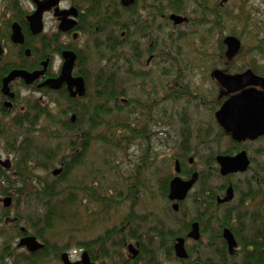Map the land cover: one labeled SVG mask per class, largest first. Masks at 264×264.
I'll use <instances>...</instances> for the list:
<instances>
[{"label":"trees","instance_id":"16d2710c","mask_svg":"<svg viewBox=\"0 0 264 264\" xmlns=\"http://www.w3.org/2000/svg\"><path fill=\"white\" fill-rule=\"evenodd\" d=\"M192 2L196 7H199V12L202 13L203 25L207 27L208 16L210 17L212 14L216 18L213 23L217 25V22H220L219 18L221 17L218 16L219 14L216 15L214 11L209 12L206 6L207 0H192ZM105 3L108 6L110 4L106 0ZM176 7H174L173 11L186 13L184 7ZM134 10L135 8L128 11L122 10V16L128 15L132 20L134 18ZM196 12L197 9L193 14ZM110 15L109 8H106V21H102L100 24L99 32L106 35L104 43L107 46L103 44V47H97L98 52L102 55L98 54L97 58L99 62L105 61L106 51L104 52V49L103 52L101 51L102 48H105V50L111 51L109 58H114V62H110L108 67L100 64L95 78L90 79L88 73L84 75L88 83V94L85 98L71 99L66 93H62L63 95L60 98L68 103L69 109L58 110L57 97H54L52 92L47 90L46 92H41L43 98L27 99V106L34 112L28 110L22 121L13 120L12 123L4 125L0 123V144H5L4 149H7L16 159L11 170L5 171L0 167V197L11 196L16 209V216L12 222L8 221L7 218V220L5 219L6 221H1V223H5V226L0 228V235L7 236L8 233L4 231L11 226L12 234L15 235L16 232L17 236L22 237L21 229L24 227L29 235L35 236L45 244V247L36 253L26 251L24 254L15 255L14 249L7 238L4 244L1 245L0 264H47L46 261H48L50 254H54L55 260L60 262L62 251L69 248L72 239L69 237L67 246L58 251L55 242V238L58 235L68 234L69 232V236H74L77 233V229L80 228L77 224L82 222L83 218L97 217L100 222L111 218L112 215L123 209H127V213H125L127 216L123 219L124 221H121L122 227L128 225L129 228L119 231L117 235L123 234V238L119 242L111 244L113 249L117 248L113 247L114 244H119L121 247L125 244L124 238L131 236L136 241L139 240L141 245L140 259L136 260L135 263L160 264L157 258L162 253L166 254L171 261L176 260L172 243L179 235L176 229L173 228L174 225L178 226L177 221L174 220L171 224L170 222L159 221L154 225H150L146 219L147 215L142 216L136 213L140 198L144 194L148 195L152 181L158 175L160 168H152L150 176L146 173L150 170L145 163L132 166L131 170L135 169L134 174L133 172L120 170L119 166L123 160L119 161V153L125 151L130 145L138 144L141 147L142 142L149 140L150 128L153 129L157 126L170 127L174 126L176 122L178 125H184L186 129H182V139L179 146L181 153L171 158L172 163H176V161L184 162L191 153L194 142L197 143V147L207 148L206 146H208V149L212 150L216 141L220 145L222 142L219 139H228L232 145L229 150L222 152L220 149V151L215 152L214 157L210 158L211 161L209 162L215 165L218 155L233 156L237 151L240 152L238 149H241V146L233 142L219 126L215 134L212 131H208L205 136L196 133L197 137H193L190 131L192 127L185 126L188 123L186 121L187 115L185 114L186 110L189 109L188 106H191V102L184 103L183 108L178 110V105L181 101L193 100L191 98L192 94H190L193 81L189 79V75L186 76V79H189L188 81H178L181 80L180 75L183 78V69L188 74L197 71L199 68L197 61L201 62L200 59L203 60L205 52V58H209L207 49L210 50L209 38L213 32H207L204 26V33H201V28L198 32L193 31L191 35L196 39L195 51H197H190L187 55L188 57L183 60L181 47L179 45L175 47L174 45L185 39V36L174 37L170 34L168 39H162L160 33H154L153 27L143 24L141 21L139 22V33L142 34V37H150L149 39L151 40H148L153 41V47H150V49V43L145 44L146 50L149 49L153 53L155 52L160 58L159 66L161 68L159 72H156L158 75L157 79L163 84L165 94L167 93L169 96L159 98L156 97L158 95H154L152 91L148 90L152 83V77L149 76L151 74L133 72L132 70V59H129V57L137 59L134 64L136 62L142 63V58L144 57H142V50H136L135 44L133 43L132 45L129 42L130 28H127L125 39L127 38L128 40H123L125 44L123 48L130 45L131 53L128 50L118 54L117 50L123 44H116V37L109 39L112 34L110 26L114 24L109 22L111 19V17L109 18ZM125 21L123 20V22ZM190 23H192L191 19L189 24L185 26L191 25ZM122 28L123 30L126 29L124 25ZM113 35L117 36L114 33ZM217 47L220 60L214 63L215 69L221 65L226 73L236 74L245 71L244 68L238 69L234 67V61L244 53L243 47L240 54L232 62L228 61L225 54H223V48H225L223 41H219ZM104 53L106 56H103ZM168 56L171 61H169ZM163 58H165V63L163 61L160 64ZM174 60H177L178 63L174 62ZM116 61L117 64L115 63ZM115 67L117 68L114 70ZM177 67H182V70L179 71ZM247 69H251L255 74L264 77V69L256 67L253 62L247 64ZM174 71L179 72H177L179 79H173V76H171ZM123 72L128 79L121 78V73ZM133 80L141 86V89H144L139 97L132 95L134 92H131L130 87L127 89V86L129 83L131 85ZM173 82L176 83L171 85ZM181 82L184 85L180 84ZM151 87L156 93H159V82H154ZM126 97H129V99H125ZM45 98L51 100V103L55 105L56 110L60 114L59 117L52 118L53 110L50 109L47 101L46 103L43 101ZM168 99L171 100L170 106L166 102ZM222 102L223 100L217 96L213 112L222 105ZM203 105H206V103H203ZM31 113L34 114L31 115ZM67 114L76 115V121L72 123L71 120H64L63 118ZM181 114L184 115V119H182ZM41 117L45 118L49 123L53 122L54 129L59 130L50 133L46 143H41V141L35 143V135L30 132V129L38 124ZM195 123H198V126L200 124L199 121ZM42 129L44 131L54 130L51 129L50 125H47L46 129L42 126ZM92 147L105 148L107 150L106 154L108 153L111 156L113 154V158L105 155L102 162H97L102 165V169L100 166L96 167V163L89 164L88 162V153ZM232 147L233 149H231ZM261 165L258 162H254L248 173L245 174L243 178L245 180L242 179L245 182H241V179L234 182L237 194L236 206H227L222 214L208 218L209 222L211 220L216 221L214 232L210 234V231H207V226H204L203 233L211 237L210 243L214 242L207 249L213 250L215 257H217V262L220 264H264V165ZM82 166L88 168L89 171H87L85 177L83 176V180L80 181L76 177L71 179L72 173L75 170L79 172ZM57 167L62 169V173L53 180L38 174L42 172L48 175L47 173L55 171ZM104 167H108V169L105 171ZM107 172L112 173L109 179V173ZM142 175L143 177L141 178ZM174 176H176L175 173ZM53 177L55 176L53 175ZM173 177H168L166 181L160 184L164 197L168 194L169 184ZM208 177L200 173L202 188L205 186L204 180L208 179ZM64 181L66 183L65 187L61 185ZM201 191L207 198L206 191H203V189ZM212 200V202H215L214 198ZM202 201H204V198ZM22 208L25 209L24 212L21 211ZM169 211L168 216L170 215ZM201 216L205 217L206 214L203 212ZM225 228H229L234 233L239 243L240 251L233 258L229 257L222 237ZM131 229H136V233ZM166 230H169L168 234ZM159 235H165L169 239L170 245L165 249L162 246L161 248L156 247L154 252L151 253L153 248L149 247L147 249L145 245H148V243L144 244L146 238ZM111 236L112 234L109 232L105 235L107 238ZM100 242L101 240L98 239L95 244H98L102 249L103 259L114 261L112 254H109L108 250ZM240 257L241 263H238L236 258ZM144 258L147 259L145 260ZM203 263L212 264L209 258L204 259Z\"/></svg>","mask_w":264,"mask_h":264},{"label":"rangeland","instance_id":"374dc122","mask_svg":"<svg viewBox=\"0 0 264 264\" xmlns=\"http://www.w3.org/2000/svg\"><path fill=\"white\" fill-rule=\"evenodd\" d=\"M106 2H112L114 3L115 0H106ZM156 3L163 4L165 6H168L169 4V13H173L174 7L176 6H182L185 8L186 13H180L182 16H188L191 20L192 23L191 25L185 26V27H174L172 24L168 26L166 23L160 22L159 18H154V30L155 33H160V37L162 39H168L169 35L172 34V36H185V39L180 40L179 42L175 43V47L179 45L181 47V55L182 59L184 60L185 57L187 58L189 52H196V39L194 36L191 34L194 32H198V30L201 28V33L203 32V26L204 29L209 32L212 31L213 33L210 36V42H209V47L210 50L207 49V55L209 58H205V54H203V60L200 59L201 62L197 61L198 64V69L192 74H188L187 72L182 71V76L180 75L181 80L178 81H188L191 79L193 81V86L191 87L190 94L191 98L193 100H185V102H180L178 105V110L183 108V104L186 102H191V106L186 110L187 119L186 121L188 122L185 126H190L191 128V133L193 137H197L196 133L203 134L204 136L207 134L208 131H212L214 134L218 130V125L216 123L215 119V113L218 109L214 110V103L216 100V97L219 94V87L216 84L214 80L211 79L210 73L214 67V63L220 60L218 58V47L217 43L219 41H223L226 37L228 36H234L239 38L242 41V47L244 48L243 54L239 56L234 61V67L235 68H244L245 70L247 69V64L253 62L256 67H260L261 69H264V0H229L224 7H221V0H207L206 6L208 7L209 12L211 13L212 11L216 12L215 14L220 16V22H217V25L214 24L213 22L216 21L215 15L212 14V16H208V25H203V19L201 17L202 13L199 12V7H196V5L192 2V0H142L139 3V13H141V7L144 6L145 8L152 7L155 8ZM177 8V7H176ZM197 9V12L195 10ZM148 13H153V11L148 12L146 9H142V16L146 17ZM214 15V16H213ZM122 19L125 21L126 20V15L122 16ZM122 20V21H123ZM48 29L49 31H52L55 29V21L53 20L52 17L48 18ZM162 23V24H161ZM221 23V24H220ZM220 24V26H219ZM199 25V26H198ZM162 26V29L160 28ZM209 37V36H208ZM92 38V37H91ZM86 38L84 37L81 42H83ZM170 44V43H168ZM144 45V43L142 44ZM91 46L90 52L87 53V69H88V74L91 78L96 77V72L100 68V64L103 66L108 67L109 63L114 62V58H109L111 56V51L106 50V58L105 61L99 62L97 56L95 55V51L92 50ZM208 47V48H209ZM128 48V47H125ZM143 49H145L144 46H142ZM223 54L226 52V48H223ZM198 54V53H197ZM211 55V56H210ZM129 59H132V70L133 72L137 71H143L145 74L150 72V68H147L146 70V60L147 57L142 58V63L139 64H134L135 60L129 57ZM169 61H171V58L168 56ZM163 60L161 59L160 64H162ZM174 62L178 63L177 60H174ZM117 64V61L115 62ZM62 66V59L60 57H57L55 59L54 65H53V70L56 72L59 68ZM152 67V73H150L152 77V83L151 86L154 82H159V93H156L152 87L150 86L148 90L152 91L154 95H158L156 97H168L169 95L166 93L165 94V89H163V84L157 79L158 75L156 72H159L161 66H159V63L154 64L153 62L151 63ZM117 67L114 68V70ZM218 69L223 70L222 66H218ZM177 69L180 71L182 70V67ZM108 71V70H105ZM118 72V70H116ZM178 71L172 72L171 76L174 78H178ZM121 78L128 79L127 76H125V73H121ZM189 75V79H186V76ZM140 82V81H139ZM176 83V82H175ZM173 82L174 85L175 84ZM19 84V83H18ZM16 85L15 90L19 89L21 90V95L23 97L31 98L32 100L41 98L43 95L38 92H33L26 90L25 88L20 87V85ZM183 84L184 83H180ZM192 84V82H191ZM130 87L131 92L133 96L139 97L141 94V91H144V89H141V86L133 80L131 82V85L127 86ZM42 95V96H41ZM131 95V96H132ZM125 99H129V97H126ZM203 99L202 101H200ZM45 103L47 101L49 107L52 112V118L54 117H59V113L56 110V107L53 103H51V100L48 98H45L43 100ZM169 106L171 104V100L166 101ZM196 102V103H195ZM23 103H25L23 101ZM166 103V104H167ZM203 103H206V105H203ZM199 104V105H197ZM28 103L26 101L25 106H26V111L30 110L31 112H34V110H31L28 106ZM202 105V106H201ZM57 106L58 110H67L69 109V105L67 102H64L60 97H57ZM210 110V111H209ZM25 111V112H26ZM18 112V111H16ZM58 113V114H57ZM73 114H67L63 119L64 120H71ZM182 115V114H181ZM182 119H184V115H182ZM199 121V126L197 125ZM53 123V122H52ZM52 123H49L46 121L45 118L41 117L38 124L30 129V132L35 135V143H46L47 139H49L50 136H48L50 133L56 132L59 129H54V126ZM50 125L51 129L54 130H43L42 126L45 127ZM175 127V128H174ZM58 128V127H57ZM150 134H149V140L146 142H142L141 147L136 144V145H130L128 148H126L125 151H121L119 153V161L121 162L119 169L123 171H128V172H135V169H132V166H135L136 164H142L145 163L147 167H149L150 171H147L148 175H151V170L152 168L159 167V172L158 175L153 179L152 181V186H150V191L147 194H144L143 197L140 198V201L137 205L136 208V213L141 214L142 216L147 215L146 219L148 224L154 225L159 221L165 220L164 223H173V221L178 222V218L180 217L181 220L184 222V218L179 215L177 216L176 214L170 213L168 216V211L171 210V205L168 203V200L166 196L164 197L162 194V188H161V183L163 181H166L168 177H173L175 173V162L172 163L171 158L175 155H178L181 153L179 150V146L181 144V139H182V129H186L184 125H178L176 122L174 126H162V127H155V128H150ZM176 129V130H175ZM25 132V131H23ZM213 134V135H214ZM215 136V135H214ZM43 138V139H41ZM221 140V144L219 145L217 141L214 143V146L212 147V150L207 148H202V147H197V143H193V147L191 148V153L187 157V159L184 162H181L183 172L179 175L183 179H187L188 177H191V174H188V171L191 170V173L198 172L203 173L205 176H209V185L213 187H220L221 184L229 183L231 180L234 183L238 179H241L240 181L242 182L245 175H238L234 177V179L228 178L225 180V177H223L220 172L219 168L215 164H211L210 158L214 157L215 152L220 151V149L223 151L229 150V147L232 145L228 141V139H219ZM49 142V141H48ZM205 146V145H204ZM5 144H0V159L2 161H5L9 159L12 162V165L15 163V158L13 155L9 153V151L4 149ZM234 147V146H233ZM233 147L231 149H233ZM243 148H239L238 150L241 151L242 149L246 150L247 153L249 154L250 157L256 158L257 162L259 164L264 165V138H261L260 140L254 142V143H246L242 145ZM106 149H100L97 147H92L88 153V162L89 164L96 163V167H101L102 165L97 162H102V159L105 157H112L108 153L106 154ZM237 151V150H236ZM202 152V153H201ZM238 152V151H237ZM200 153V154H198ZM217 155V154H216ZM59 157V156H58ZM201 157V158H200ZM60 158V157H59ZM143 158V161H142ZM188 159H193L194 162L192 164L189 163ZM87 160V159H86ZM55 164H57L55 162ZM261 165V166H262ZM2 167V166H1ZM14 167V166H12ZM5 171L4 167H2ZM60 167H57L59 169ZM105 171L108 169V167L103 168ZM88 168L85 166H82L80 168V171L78 172L75 170L72 175L71 179L76 177L78 180L82 181L83 176L85 177L87 174ZM53 172V171H52ZM51 173H47L48 175H45L42 172H39L38 174L47 177L51 180H53L56 177H53ZM89 172V171H88ZM109 173V172H107ZM112 173L108 174V179L111 177ZM250 175V174H249ZM248 175V176H249ZM143 175L141 176V178ZM175 177V176H174ZM224 178V179H223ZM243 179V180H242ZM68 181V179H67ZM245 182V181H243ZM62 186H66L65 181ZM201 187V186H200ZM198 189V186L196 190ZM6 197H0V228L5 226V223H1L6 221L12 222L13 219L16 216V209L14 208V201L12 205L9 208L4 207V199ZM11 197V196H10ZM189 207L192 209V205L189 202ZM24 208L21 209L22 212H24ZM82 213H84L81 210ZM96 212V211H95ZM127 213V209L120 210V212H116L115 215H112L111 218H108L107 220H102L99 222L97 217H92V218H83L82 222H79L77 225L80 227L77 229V233H75L74 236H69L68 234H61L60 236L58 235L55 238V242L57 245L58 251H61L65 246H67L68 238L70 237L72 239L71 244L68 249L65 251H62V253H69L70 259L72 261H78L81 259V255L84 251L89 252L90 255L94 258L96 256V260L94 262H97L98 264H123L125 260L128 259L129 253L127 251V248L125 247L127 244L133 243L134 241L136 242L135 239H133L131 236H126L124 238L125 244L120 247V245L114 244L113 247L117 248H112L111 244L112 243H117L120 241L121 238H123V234H119V231H123V229H128L129 226L125 225V227H122L123 224L121 221L127 216L125 215ZM190 215H192L189 212ZM6 215V216H5ZM158 215H161L162 218H160ZM7 218V219H6ZM4 219V220H3ZM6 219V220H5ZM11 219V220H10ZM164 219V220H162ZM124 221V220H123ZM174 227H177L174 225ZM9 228V227H8ZM11 226L9 229H6L4 232L8 233L7 236L0 235V249L1 245L4 244L6 239L8 238L9 243L11 244L12 248L14 249V254L19 255V254H24L26 251L24 249L18 248V243L20 241V237L17 236L16 232L15 235L12 234L11 231ZM136 233V229H131ZM111 233L112 236L110 238L105 237L107 233ZM98 239L101 240L100 244L108 250V253L112 254L114 261L111 259H103V253L101 252L102 249L98 246L97 243ZM139 241V240H138ZM95 244V245H94ZM148 249V245L146 247ZM61 253V254H62ZM145 260L147 258H144ZM12 260V259H10ZM236 261L238 263H241V257L236 258ZM10 262V261H9ZM114 262V263H113ZM172 262V261H171ZM47 264H61L59 261L55 260L54 254H50L48 261H46ZM166 264H178L176 261H173L172 263L167 262ZM190 264V263H188Z\"/></svg>","mask_w":264,"mask_h":264},{"label":"flooded vegetation","instance_id":"af4514ba","mask_svg":"<svg viewBox=\"0 0 264 264\" xmlns=\"http://www.w3.org/2000/svg\"><path fill=\"white\" fill-rule=\"evenodd\" d=\"M52 1H55V4ZM133 1L134 2L131 6L125 7L123 5V0H115L114 3L110 2L109 6L106 5L105 0H0V44L4 50L3 54H1L0 56V123L1 125L12 123L13 120L22 121L24 119L23 117L27 115L28 110L26 111V106H25L27 98L21 95V90L19 89L15 90V87L18 83L20 87L25 88L26 90H29V91H33V92L41 93V92H46L47 90L51 91L54 97H62L63 95L62 93H66L68 97L71 99H83L87 96L88 83L84 77V75L88 73L87 63H86V59L88 56L87 53L90 52L89 48L93 46L92 50L95 51V55L97 57H98V54L102 56L101 53L98 52L97 47L98 46L103 47V44L107 46V44L104 43L106 35L99 32L100 24L102 23V21H106V16H105L106 8H109V12L111 13V15L109 16V18L111 17L109 21L110 24L114 23L110 26V29L112 30V34L109 36V39L110 38L113 39L114 37H116V41L118 42V43L116 42V44H123L122 46L121 45L119 46L117 50L118 54H120L121 52L122 53L127 52L128 50H130V53H131L130 45L128 48H125L127 46L123 48V46L125 45L123 40L125 39L127 28L129 27L130 28L129 42H131L132 45L133 43L135 44L134 46H136V50H139V49L142 50V53H143L142 57H147L146 70L147 68H150L149 73H152L151 72L152 67H150L151 63L152 62L154 64L155 62L159 63L160 58H159V55H157L155 52L153 53L152 51L149 50L150 47L151 48L153 47V41H149L151 40L149 39L150 37L144 38L142 37V34L139 33L138 31L140 27L139 22L141 21L143 24H146L154 28L153 20L154 18H159V20H161L160 22L166 23L168 24V26L172 24L174 27L178 28V27H185V25L189 24L190 19L188 18V16H182L180 15V13L175 12V11H171L173 13L167 14L170 10L169 9L170 4L168 6H165L163 4L156 3L155 5H153L155 6V8H152V7L145 8L144 6H142L141 13H139L138 6L142 0H133ZM225 5L226 3L223 5L222 0H221V6L224 7ZM133 8H135V10L133 11L134 18L131 20V18L127 15L126 21L123 22L122 21V14H123L122 10L128 11ZM42 9H45V10L41 12ZM142 9L143 10L146 9L148 12L153 11V13H148L146 17H143ZM40 12H41V15H39ZM172 15L187 17L188 22L181 24V25H176L171 20ZM49 17H52L53 20L55 21L56 27L52 31H49L48 29L47 21ZM123 25L126 28L124 30L122 28ZM160 28L162 29V26H160ZM15 29L19 30L20 35L22 36V41H23L22 43H17L14 41ZM113 33L117 36H114ZM84 37L86 39L83 42H81ZM127 40L128 39L126 38L125 41ZM143 43L144 45H142ZM146 43H150L151 45V46L149 45L148 50H146V47H145ZM142 46H144L145 49H143ZM95 47H96V50H95ZM103 49L105 52L106 51L105 48H102L101 51L103 52ZM64 53H72L76 57V61H75L73 72H72V77L82 78L84 80L85 87H86V94L83 97H76V98L71 97L70 91L68 90V85L66 83L63 84L60 90H52L49 87H41V85L45 81L49 79H58L60 77L63 71L64 64H65ZM103 56H106L105 53ZM57 57H60L62 59V66L55 72L53 70V65ZM134 60L136 61L137 59L134 58ZM162 60L165 63V58H163ZM166 61H167V57H166ZM136 63L139 64L138 62ZM44 70H45V75L41 76L34 83L27 84L24 79L16 78L8 86L9 94L7 95L3 92L4 80L8 78L12 72L35 73V72H43ZM137 72H140V71H137ZM141 73H144V72L141 71ZM219 92H220V87H219ZM11 95H13V97ZM226 99H227L226 97L221 99L223 100L222 104L226 101ZM23 101L25 103H23ZM33 114L34 113H31V115ZM73 116L76 117V115L74 114L72 115V117ZM72 117H71V122H72ZM228 137L231 139L230 136ZM254 142L246 141L243 143H237V142L235 143L240 145L241 148H243L242 147L243 144L254 143ZM243 151L247 153L246 150L242 149L240 152H237L233 156H236L237 154ZM247 155H248V158L250 159V166L248 170L245 173L229 175L225 177V180L228 178L234 179V177L238 175L241 176V175H245L246 173H248L252 164H254V162H257V159L250 157L248 153ZM219 156L221 155H218L216 157V165L218 166L219 172H220V167L217 163V158ZM7 161H10V160L7 159L5 161H2L0 159V167L1 166L3 167L2 163L3 162L5 163ZM188 161L190 164L194 162L193 159H188ZM10 163H11V168L7 170L12 169V166H13L12 162L10 161ZM182 170L183 168L180 163V173L177 174L176 173V163H175L176 176L173 177V179H175L176 177H180L179 175L181 174ZM55 171H53V175ZM188 174H191V177H188L187 179H183L181 177L180 178L183 181L188 182L192 179L194 174H198V179L184 200L171 201L169 199L170 185L173 179L170 181L168 194L166 195L168 203H170L171 205V208H170L171 211H169V213L172 212L173 214H176L177 216L181 215L184 218V222H183L181 218L179 217L178 222H177L178 226L173 227L174 229H176L177 233H179V235L173 240V243H172L173 250H174V257L176 259L173 261H176L178 264H188V263L204 264L203 260L209 258L212 264H220L217 262V257H215V253L213 252V250L210 251L207 249V247H209L210 245L212 246L214 242L210 243L211 237L203 233V231H204V226L206 225L207 231H210V234L213 233L216 228V221L211 220L209 222L208 218L212 216L215 217L217 214H222V212H224L227 206H230V207L236 206L237 194H236V190L234 187V183L231 180L228 184L223 183L220 185V187H213L209 185V180L205 179L204 180L205 186L202 188L200 187L201 186L200 174L198 172L191 173V170L188 171ZM197 186H198V189L196 190ZM230 188H232L234 191V198L230 202H227V203L220 202V200L225 199L227 191ZM202 189L203 191H206V194L208 195L207 198L204 196V194H202V191H201ZM7 198H11V197L8 196ZM203 198H204V201H202ZM212 198L215 199V202H212L213 201ZM189 202L192 205V209H190L189 207ZM175 204L179 206V209L177 211H175L173 208ZM189 212L192 215H190ZM203 212L206 214L205 217L201 216ZM158 216L162 218L161 215H158ZM195 224H197L199 227V232H200L199 240H195L190 237V234L192 233V230H193V226ZM23 229L25 231H23ZM226 229L230 230L229 228H225L223 230L222 237L226 244L227 253L229 257L233 258V256H235L236 253L240 251V247H239V243L234 233L230 230L238 243V247L234 254L231 255L229 253L228 244L225 241L224 236H223L224 231ZM168 231L169 230H166L167 234H168ZM21 233L23 236L20 237V241L25 237L32 236L28 234L26 228L24 227L21 229ZM32 237H35V236H32ZM178 239H184L185 241L184 245H185V249L188 255V258L186 259H180L176 256L175 246L178 244L177 242ZM19 243H18V248H20ZM147 243H148V248L149 247L153 248L151 253L154 252L156 247L161 248L162 246V248L165 249L170 245V241L169 239H167L165 235L163 236L159 235L157 237L151 236L150 238L148 237L146 238V242L144 244H147ZM130 245H134L136 249L139 251V254L136 257H133V254L130 253L129 251ZM126 248L129 253V257L127 261L123 262V264H126V263L138 264L137 262L135 263V261L140 259V254H141V245L139 241H136V242L134 241V244L133 243L127 244ZM20 249H24L25 251H27L25 248H20ZM85 252L87 251H84L82 253L80 260L72 261L70 259L71 262L75 263V262L81 261L82 256ZM63 254L69 255V253L67 252L61 254V257H60L61 264H63L62 262ZM89 257L92 263L98 264L97 262H94L95 256L93 258L92 255L89 254ZM69 258H70V255H69ZM157 260L160 264H166L167 262H170V263L173 262V261L171 262V260L166 256V254H163V253L159 254Z\"/></svg>","mask_w":264,"mask_h":264},{"label":"water","instance_id":"95a60500","mask_svg":"<svg viewBox=\"0 0 264 264\" xmlns=\"http://www.w3.org/2000/svg\"><path fill=\"white\" fill-rule=\"evenodd\" d=\"M229 0H222L224 5ZM55 4V1H52ZM133 0H123V5L129 7L133 4ZM45 9H42L43 12ZM41 12L39 15H41ZM171 20L176 25H181L188 22L187 17L172 15ZM34 21V20H33ZM41 21V20H40ZM35 22V21H34ZM36 23V22H35ZM14 41L22 43V36L19 30L15 29ZM226 47L225 57L228 61H233L242 49V41L234 36H228L223 41ZM4 50L0 44V56ZM65 64L62 74L58 79H49L45 81L41 87H49L52 90H60L64 83L68 85L70 96L73 98L83 97L86 94L85 82L82 78H73L72 72L76 57L72 53H64ZM45 75L43 72L27 73V72H12L8 78L4 80L3 92L9 94V84L16 78H22L27 84L34 83L41 76ZM211 77L215 80L219 87V98H227L222 106L215 113V119L219 127L231 137L234 142L243 143L246 141H257L264 137V77L256 75L252 70H247L239 74H229L220 69L212 72ZM13 97V95H11ZM76 121V117H72V123ZM217 163L220 167V173L223 177L232 174L245 173L250 166V159L245 151L236 156L221 155L217 158ZM3 167L11 168L10 161L3 162ZM62 173V169H57L54 176L57 177ZM176 173H180V163L176 162ZM198 174H194L192 179L188 182L183 181L180 177L173 179L170 185L169 199L171 201H182L186 198L189 191L196 183ZM234 198V191L230 188L227 191L226 197L220 202L227 203ZM12 198L4 200V207L9 208L12 205ZM174 210L177 211L179 206L175 204ZM23 231H25L23 229ZM224 239L228 244L229 253H235L238 243L228 229L224 231ZM190 237L199 240L200 232L197 224L193 226ZM178 244L175 246L176 256L180 259L188 258L184 239H178ZM20 248H25L30 253H36L42 250L45 245L39 242L35 237L28 236L23 238L19 243ZM138 247V245H137ZM129 251L136 257L139 251L134 245L129 246ZM63 264H94L92 263L88 252L82 256L79 262H71L68 254L62 256Z\"/></svg>","mask_w":264,"mask_h":264},{"label":"bare ground","instance_id":"6f19581e","mask_svg":"<svg viewBox=\"0 0 264 264\" xmlns=\"http://www.w3.org/2000/svg\"><path fill=\"white\" fill-rule=\"evenodd\" d=\"M138 31L140 32V29H138ZM218 69V68H217ZM216 70V69H215ZM221 70V69H220Z\"/></svg>","mask_w":264,"mask_h":264}]
</instances>
